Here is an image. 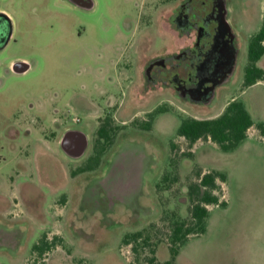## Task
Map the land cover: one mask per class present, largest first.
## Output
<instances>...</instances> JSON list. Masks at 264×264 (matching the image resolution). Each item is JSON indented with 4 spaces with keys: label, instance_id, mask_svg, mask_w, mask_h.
Instances as JSON below:
<instances>
[{
    "label": "rangeland",
    "instance_id": "1",
    "mask_svg": "<svg viewBox=\"0 0 264 264\" xmlns=\"http://www.w3.org/2000/svg\"><path fill=\"white\" fill-rule=\"evenodd\" d=\"M86 2L0 0L13 31L0 50V237L9 230L2 238L13 245H0V264H147L149 249L137 259L124 236L155 224L154 242H166L165 213L189 216L188 187L213 170L226 175L219 183L226 207H208L206 233L190 238L178 264H264V137L252 128L224 153L177 136L183 119L213 118L232 99L264 124V82L243 86L264 0H226L239 54L231 80L206 106L146 85L148 62L186 43L167 23L173 0ZM17 62L30 69L15 73ZM107 120L113 142L99 167L74 173L94 154ZM72 130L88 140L77 159L61 147ZM131 172L134 186L112 188ZM42 240L54 247L39 254L33 247ZM161 249L160 261L169 255Z\"/></svg>",
    "mask_w": 264,
    "mask_h": 264
},
{
    "label": "trees",
    "instance_id": "2",
    "mask_svg": "<svg viewBox=\"0 0 264 264\" xmlns=\"http://www.w3.org/2000/svg\"><path fill=\"white\" fill-rule=\"evenodd\" d=\"M262 26L258 32L252 35L248 46V64L245 67L244 82L245 88L251 87L258 82H264V70L258 67L259 61L264 56V10L262 16ZM166 112L162 109L156 110L149 116L151 119L160 113ZM146 130L151 129L150 122L146 124ZM252 128H256L264 137V124H255L251 114L242 101L233 99L227 104L222 114L211 119H183L177 136L186 140L190 147L199 141H211L224 153L234 152L247 139ZM110 120L102 122L98 129V139L94 146V154L88 159L84 167L79 168L74 173H84L97 169L102 158L107 153L113 142ZM198 181L193 182L188 187L189 216L184 217L176 212H166L162 222H169V237L166 242L157 244L152 236V230L157 226L151 225L134 233L124 236L122 245L132 246L133 253L138 259L142 253L149 249V257L144 259L147 264H176V258L180 254L181 248L191 237L199 236L207 231L209 206L219 205L226 207V202L221 201L219 193L222 187L219 184L226 181V175L218 171L207 173L198 172ZM218 193V194H217ZM58 238H55L57 240ZM54 244H49L42 240L40 245H35L34 251L43 254L45 250L52 249ZM163 245L169 251V260L160 262L157 258V251Z\"/></svg>",
    "mask_w": 264,
    "mask_h": 264
},
{
    "label": "flooded vegetation",
    "instance_id": "3",
    "mask_svg": "<svg viewBox=\"0 0 264 264\" xmlns=\"http://www.w3.org/2000/svg\"><path fill=\"white\" fill-rule=\"evenodd\" d=\"M71 1L78 7L90 5L86 0ZM173 2L176 5L170 10L167 23L186 43L177 51L148 62L143 71L146 85H160L186 102L206 106L215 98L216 91L231 80L239 54L237 36L227 19L226 0ZM12 35V22L0 16V50L9 44ZM9 36L10 41L5 44ZM12 70L18 74L27 72L20 71L22 67L15 64ZM4 234L13 233L3 231L0 245L12 248L9 239L2 238Z\"/></svg>",
    "mask_w": 264,
    "mask_h": 264
},
{
    "label": "water",
    "instance_id": "4",
    "mask_svg": "<svg viewBox=\"0 0 264 264\" xmlns=\"http://www.w3.org/2000/svg\"><path fill=\"white\" fill-rule=\"evenodd\" d=\"M0 16H3L7 20L11 21L10 17L5 13H0ZM10 38L11 37L9 36L5 44H8ZM15 66L22 67V70H20L22 72L28 71L30 69V65L26 62H17ZM61 147L70 157L77 159L85 154L88 147V140L86 135H84L80 131L77 130L68 131L63 137V140L61 142ZM124 178L127 179V181H125V179L120 177H118V179L112 180L111 182L112 188L115 187L117 191L119 192L122 191V193H124L126 192V190L130 188V186H134V179H136L135 173L131 172L129 176H124ZM135 186H136V181H135Z\"/></svg>",
    "mask_w": 264,
    "mask_h": 264
},
{
    "label": "crops",
    "instance_id": "5",
    "mask_svg": "<svg viewBox=\"0 0 264 264\" xmlns=\"http://www.w3.org/2000/svg\"><path fill=\"white\" fill-rule=\"evenodd\" d=\"M263 61H264V56H263V58L259 61V63H258V67H260L261 69H263L264 70V63H263ZM259 83V82H258ZM222 89H224L223 87H221V88H219L218 90H217V92H219L220 90H222ZM233 100V99H232ZM227 105H225V107H226ZM225 107L223 108V110L217 115V116H219L220 114H222V112L224 111V109H225ZM217 116H215V117H217ZM215 117H213V118H215ZM208 119H211V118H208ZM209 142H211V141H209ZM183 216V215H182ZM200 236V235H199ZM194 237H198V236H194ZM192 238V237H191ZM190 240V239H189ZM188 240V241H189ZM162 247H165V246H163V245H161L160 247H159V249H158V251H157V258L159 257L158 255H159V251H160V249L162 248ZM162 250V249H161ZM168 250V249H167ZM182 250V249H181ZM181 250H180V254L177 256V258H176V264H178V258H179V256L181 255ZM161 252V251H160ZM169 253V252H168ZM169 258H170V256L168 255V257L167 258H165V260H159V258H158V260L160 261V262H165V261H167V260H169Z\"/></svg>",
    "mask_w": 264,
    "mask_h": 264
},
{
    "label": "built area",
    "instance_id": "6",
    "mask_svg": "<svg viewBox=\"0 0 264 264\" xmlns=\"http://www.w3.org/2000/svg\"><path fill=\"white\" fill-rule=\"evenodd\" d=\"M79 122V120H77Z\"/></svg>",
    "mask_w": 264,
    "mask_h": 264
}]
</instances>
